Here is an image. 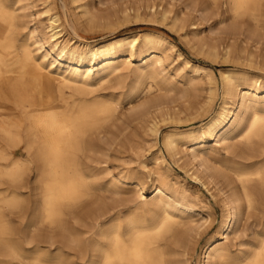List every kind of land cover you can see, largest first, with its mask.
I'll return each instance as SVG.
<instances>
[{"label": "bare ground", "instance_id": "1", "mask_svg": "<svg viewBox=\"0 0 264 264\" xmlns=\"http://www.w3.org/2000/svg\"><path fill=\"white\" fill-rule=\"evenodd\" d=\"M156 1L148 0L146 8L152 17L158 16L164 23L171 11L161 7L157 12ZM17 2L19 0H0V185L4 180L10 183V191L1 203L12 211L20 208L23 199L18 185L27 172L34 169L40 189L39 210L29 224L34 227L46 223L55 229V235L50 234L45 239L54 247L50 256L38 255L42 245L35 242L34 237L26 241L27 245L35 242L37 249L36 256L30 260L33 264H177L172 256V244L180 243L188 231H195L197 226L189 222L196 207L186 201L184 195L172 192L160 175L152 178L153 173L149 171L151 201L147 202L144 195L140 205L125 212L117 207L94 210L87 206L82 212L79 209L91 198L96 181L94 174L84 166L83 157L95 148L101 152L105 125L118 113L117 109L120 110L117 97L98 94L97 88L116 80L127 99L141 93L147 96L154 88L160 90L156 81L158 70L164 71V59L155 44H169L192 70L206 73L210 83L212 74L206 67L192 64L176 49L173 41L160 35L132 33L99 44L75 37L72 42H62L67 33L59 14L50 13L51 8L45 10L48 38L36 28L21 36L19 29L23 24L16 11ZM226 4L236 20L248 17L256 21L264 8V0H226ZM75 7L84 25L102 22L86 5ZM133 12L138 18L140 7L133 8ZM122 13L125 19H130L131 9L126 8ZM182 15L180 11L169 20L173 22H168L172 29ZM104 25L113 24L107 21ZM202 44L204 48L206 44ZM138 49L144 51L136 57ZM224 49V59H231V45L228 43ZM124 53L128 60L136 57L140 61L130 84L122 80L120 73L118 58ZM206 53L219 56L218 47L211 45ZM247 60L254 62L252 58ZM220 75L222 93L215 112L199 126L166 131L163 144L173 158L185 160L194 179L202 181L207 188L214 184L215 199L223 195L224 213L217 231L218 239L213 235L207 238L203 264H264V230L258 233L255 243H241L239 253L231 251L227 243L237 214H243L244 210L247 215L257 205L264 207V97L259 96L264 91V79L232 70H223ZM250 83L258 86L251 88ZM207 97L198 112L211 104L213 89ZM142 107L148 112L155 108L156 114L166 122L181 120L184 112L171 110L157 97L144 100ZM156 117L149 126L154 137L158 136ZM183 140L189 143L184 149ZM211 140L225 151L231 148V142L237 145L233 147V159L226 164L230 175L226 178L234 177L228 183L227 193L218 187L209 165L210 153L216 151L209 145ZM1 209L0 206V256L8 259L7 264H13L16 259L27 258L22 254L27 250L3 240L7 221ZM82 214H86L87 219L82 220ZM186 263L189 264V260Z\"/></svg>", "mask_w": 264, "mask_h": 264}, {"label": "rangeland", "instance_id": "2", "mask_svg": "<svg viewBox=\"0 0 264 264\" xmlns=\"http://www.w3.org/2000/svg\"><path fill=\"white\" fill-rule=\"evenodd\" d=\"M147 1L80 0L78 3H73L71 0H49V2L48 0H19L16 3V11L20 23L23 24L19 32L22 36L28 30L36 28L40 34L48 38L46 28L48 13L45 10L51 8L50 13L59 14L62 27L67 33V36L61 39L62 42L69 40L72 42L71 39L75 37L83 42L99 44L132 33H138L140 36L160 35L173 41L176 49L191 60L192 64L202 65L212 74L213 80L210 83L206 73L192 70L183 60L179 59L177 51L173 50L169 44H155L164 59L162 64L164 71L158 70L159 75L156 81L160 90L152 89L148 94L149 97L141 93L127 99L124 90L122 87L119 89L116 80L97 88L98 94L101 92L100 94L106 97H117L120 110L118 108V113H115V116L107 123L109 126L105 125L106 131L101 135L102 140L104 139L101 152L95 148L96 150L87 152V157H83L84 166L90 174H94L96 181L93 183L92 191L94 198L91 196L92 199L85 201L86 204L83 203L79 209L82 211L86 206L94 210L98 207H117L125 212L135 205H140L144 201V195H146L147 202L151 201L153 199L152 181L149 176V171H151L152 178L160 175L172 192L184 195L186 201L196 207L195 212L191 213L192 218L189 223L197 227L194 228L195 231L190 230L184 234L180 243L172 244L173 259L177 261V264H187V260L189 264H203L204 255L202 253L207 238L212 235L217 238L218 227L224 213L221 205L223 195L215 199L212 194L214 192L213 183L207 188L202 181L194 179L185 160L173 158L163 144V134L168 130H187L190 127L199 126L215 112L222 93L220 73L223 70L260 76L264 79V8L256 21L248 17L236 20L232 17L226 0H165L163 3L157 0V12L161 7H168L171 11L169 19L163 23L158 16H151L146 8ZM77 4L86 5L101 18L102 22L92 26L84 25L85 23L78 19V11L75 7ZM137 6L140 7L141 14L138 18L133 12V8ZM126 8L131 9L130 19H125L122 15ZM180 11L183 12L182 18L172 29L169 23L173 22L169 20ZM107 21L113 25H104ZM203 42L206 44L204 48H202ZM228 43L231 45L233 54L231 59L226 60L223 52ZM211 45L218 47L219 56H208L207 48ZM143 51L144 49H138L136 57ZM119 56L121 78L126 84H130L140 61L136 57L128 60L125 53ZM251 58L254 60L253 63L247 60ZM257 86L256 83L249 84L251 88ZM210 89L214 92L211 104L206 110L198 112L208 98ZM259 96L264 97V91H261ZM156 97L165 101L171 110H183L182 119L166 122L156 114L155 108H151L148 112L142 107L144 100ZM155 116L159 121L158 138L149 131L152 118ZM182 143L183 149L189 144L186 140ZM230 144L231 148L225 151L216 141H209V145L216 148L215 152L210 153L209 165L218 187L224 193L228 192V183L234 179L233 176L226 178L229 175L226 164L233 159V147L236 145L234 141ZM216 169L219 172H216ZM36 176V171L32 169L27 172L22 184L18 185L23 203L20 208L13 211L1 203V199L10 191V183L4 180L2 181L4 184L0 185V206L4 220L7 221L3 240L22 245L27 250L22 253L27 258L16 259L12 262L13 264H33L30 259L36 256L34 252L37 249L34 246L38 241L41 243L40 246L42 245L38 253L40 257L50 256L53 254L51 250L54 251V247L45 239L51 235L54 236L55 229L50 228L46 223L43 225L38 223L34 227L29 224L39 210L40 189ZM141 188L144 190L141 191ZM85 215L82 214V220L87 219ZM232 227L227 243L231 251L239 253L242 249L241 243L253 244L258 240V233L263 232L264 207L257 205L247 215L243 210V214H237ZM31 237L36 240L33 244L27 245L26 241ZM1 251L2 248H0V253ZM7 261L8 259L0 256V264H7Z\"/></svg>", "mask_w": 264, "mask_h": 264}]
</instances>
